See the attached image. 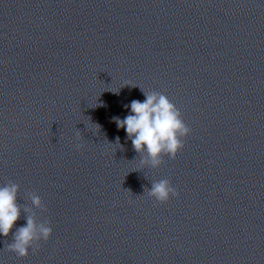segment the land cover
Instances as JSON below:
<instances>
[{
    "label": "clouds",
    "instance_id": "1",
    "mask_svg": "<svg viewBox=\"0 0 264 264\" xmlns=\"http://www.w3.org/2000/svg\"><path fill=\"white\" fill-rule=\"evenodd\" d=\"M141 91L146 99L143 102L131 101V114L123 119L114 117V121L118 128L126 131L134 150L141 155V167L155 169L164 163L163 157L176 158L178 152L183 149L184 138L191 133V129L182 119L181 111L165 94L143 89ZM115 145L120 146L119 137L116 138ZM82 147L81 144L76 145L77 150ZM19 190L20 185L12 181L0 186V235L8 237L23 210L26 213V226L16 229L13 242L8 243L6 248L17 257L24 258L28 256L30 248L33 252L38 251L40 241L49 240L53 230L50 221L38 222L33 210H46L40 196L28 193L32 207L23 206L18 203ZM145 192L160 204L179 196V192L168 179L152 181L151 189L146 188Z\"/></svg>",
    "mask_w": 264,
    "mask_h": 264
}]
</instances>
